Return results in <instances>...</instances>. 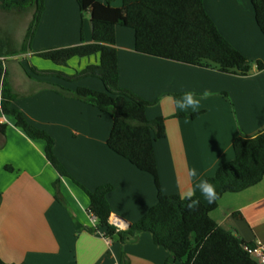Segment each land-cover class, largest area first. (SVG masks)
<instances>
[{
  "label": "crops",
  "instance_id": "crops-1",
  "mask_svg": "<svg viewBox=\"0 0 264 264\" xmlns=\"http://www.w3.org/2000/svg\"><path fill=\"white\" fill-rule=\"evenodd\" d=\"M96 1L107 3V0ZM110 2L115 8L122 6V0ZM45 5L32 44L34 51L79 45L82 34L86 44L92 43L91 13L82 15L78 0H46ZM204 5L220 35L250 62L247 76L224 74L214 65L191 66L139 54L135 41L130 40L132 32L123 26L117 29L116 48L120 87L152 103L147 110L149 121L166 120V137L155 143L162 193L186 197L195 189L193 196L207 204L196 187L199 182L214 177L221 166L234 160L233 143L237 138H251L264 131V36L250 0H204ZM99 62L98 55L85 59L71 57L65 60L66 67L42 71L78 75ZM19 65H24L22 60ZM22 68L30 86L35 87L21 92L19 84L9 77L17 97L21 93L28 95L27 101L17 105L14 101L12 107L22 110L35 127L43 128L34 107L44 104L41 98L51 99L47 113L44 111L45 122L57 134L47 132L58 137L54 141V154L69 178H59L60 201H57L53 184L58 174L46 160V143L31 140L16 127L12 117L1 116L0 127H5L0 146L2 261L7 264H180L154 243L150 233L126 234L132 224L157 204L158 192L151 175L108 149L113 119L91 105L57 94L51 86L72 92L80 87L101 92L102 83L95 78L76 83L57 77L40 78ZM86 80L92 81L84 83ZM206 89L214 95L201 100L195 112L177 107V98L184 92L202 93ZM6 167L13 170L9 172ZM191 168L197 170L196 177L189 176ZM72 179L91 192L103 185L113 186V192L108 195L110 223L124 233L125 242L118 235L106 238L105 230H98V223L89 213L88 196L69 183ZM211 217L245 243L264 244V180L242 193L225 195Z\"/></svg>",
  "mask_w": 264,
  "mask_h": 264
},
{
  "label": "trees",
  "instance_id": "trees-1",
  "mask_svg": "<svg viewBox=\"0 0 264 264\" xmlns=\"http://www.w3.org/2000/svg\"><path fill=\"white\" fill-rule=\"evenodd\" d=\"M257 26L264 36V0H250ZM46 0H0V11L29 12L33 18L27 33L17 49L12 39L0 34V115L12 117L16 127L31 140L46 142L45 156L59 178H69L65 168L54 154V141L46 132L36 129L24 114L12 107L17 98L5 69L8 58L32 53L33 58L51 62L57 68L66 67L71 57L85 59L99 56L96 66L85 68L78 75L42 71L24 63L21 65L40 78L57 77L68 83L95 78L103 83L101 92L78 88L74 92L55 85L52 90L59 95L77 99L113 119L107 140L108 149L128 161L141 172L154 178L158 192L157 204L126 234L150 233L154 243L166 249L180 264H259L245 250L254 247L234 233L222 229L211 217L227 194H239L264 180V131L251 138H237L233 143L234 160L221 166L214 177L207 179L216 185L217 199L203 203L199 198L196 207H188L186 197L164 195L161 191L155 143L166 137V120L149 121L147 110L152 106L131 91L120 87L117 51V29L125 27L134 31L137 53L185 65L206 67L214 65L221 73L247 76L250 62L224 39L205 10L204 0H122L115 8L110 0L102 4L96 0H78L83 14L91 13L92 43H82L67 48L36 52L32 48L38 25L46 8ZM24 69V70H25ZM260 69L262 66L260 65ZM5 136V127H0ZM11 172V167H6ZM60 180L54 184L55 199L60 201ZM79 185V184H78ZM89 198V213L97 218V228L105 230L106 238L115 235L125 242L123 232L110 223L111 208L108 195L111 185L88 191L79 185ZM125 260V255L123 256ZM0 264H7L0 258Z\"/></svg>",
  "mask_w": 264,
  "mask_h": 264
},
{
  "label": "rangeland",
  "instance_id": "rangeland-1",
  "mask_svg": "<svg viewBox=\"0 0 264 264\" xmlns=\"http://www.w3.org/2000/svg\"><path fill=\"white\" fill-rule=\"evenodd\" d=\"M32 18H33V10L29 11V12L0 11V34H1V36L3 38L12 39L16 48L20 49L21 44H22L21 42L23 41L24 35L26 33V30H27V25L32 20ZM128 30L132 32V34H131L132 36H131L130 40H131V42H134L135 41L134 31L131 29H128ZM32 48H33V46H32ZM31 58H32V56H30L29 54H21V55L13 56V57L8 58L7 63L5 65L6 71L9 72V77L11 78L12 82H14V84H17V83L19 84V91H21V92L27 91V89H34V87H35L34 85L30 86L31 82L26 77L21 65H19L21 60H22V63L26 62L29 65L31 64L39 70L57 69L56 66L53 65L51 62H46V61H43V60H40L37 58H33L34 60H31ZM64 71H65V69H64ZM28 72L31 74V72L29 70H28ZM89 81H92V80H86L84 83L89 82ZM96 81H100V80H96ZM100 83H102V82L100 81ZM102 85H103V83H102ZM103 88H104V86H103ZM45 90L52 91L49 88H47ZM27 96L28 95H26V96L22 95V93L19 94L18 97L14 100L15 101L14 104L17 105L20 103H24L25 101L28 100ZM40 101H42L44 104L42 106H40V104H41L40 103L38 106L34 107V110L38 114V115H36V116H38V119L42 123H44V127L43 128H37L33 125L32 122L29 121V123L32 126H34L36 129L44 131L50 137H52L49 133L53 132L54 134H57V131L54 128L48 129L50 127L45 122V119L47 117H46V114L44 113V111L47 110L48 106L50 105V103H52V101L48 97L47 98H41ZM17 109H19V108H17ZM46 113H47V111H46ZM1 116L2 115H0V118H1ZM8 118H9V116H8ZM109 118L111 119V116H109ZM52 138H53V141H56L58 137H56V138L52 137ZM35 141H42V142L46 143L44 140H35ZM1 144H2V137H1V131H0V146H1ZM44 152H45V148H44ZM37 161H38V159L36 160V162ZM61 165H62V163H61ZM58 179H59V176H58ZM69 183L72 186L75 184L76 186H78L82 190V188L78 185V183H76L73 179L70 180Z\"/></svg>",
  "mask_w": 264,
  "mask_h": 264
},
{
  "label": "clouds",
  "instance_id": "clouds-1",
  "mask_svg": "<svg viewBox=\"0 0 264 264\" xmlns=\"http://www.w3.org/2000/svg\"><path fill=\"white\" fill-rule=\"evenodd\" d=\"M214 93L211 90H204L202 93H197L196 91H186L181 96L177 98V107L182 110L192 109L195 112L200 108L201 100L207 99L213 96ZM189 176L196 177L197 170L195 168L189 169ZM203 196L207 199V201L211 204L217 199V190L216 185L208 182L207 180H202L196 186ZM195 189L190 190L187 193L186 200L188 203V207L193 208L199 204V201L193 199Z\"/></svg>",
  "mask_w": 264,
  "mask_h": 264
},
{
  "label": "built area",
  "instance_id": "built-area-1",
  "mask_svg": "<svg viewBox=\"0 0 264 264\" xmlns=\"http://www.w3.org/2000/svg\"><path fill=\"white\" fill-rule=\"evenodd\" d=\"M93 221L97 222V218L92 216ZM245 250L255 259L259 264H264V244H256L254 247H245Z\"/></svg>",
  "mask_w": 264,
  "mask_h": 264
},
{
  "label": "water",
  "instance_id": "water-1",
  "mask_svg": "<svg viewBox=\"0 0 264 264\" xmlns=\"http://www.w3.org/2000/svg\"><path fill=\"white\" fill-rule=\"evenodd\" d=\"M118 220H119L120 222H123L124 224L128 225V227L130 226L129 223H127L125 220L120 219V218H118Z\"/></svg>",
  "mask_w": 264,
  "mask_h": 264
}]
</instances>
